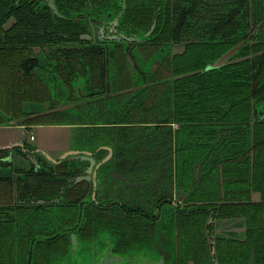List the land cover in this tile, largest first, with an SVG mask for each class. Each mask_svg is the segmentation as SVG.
<instances>
[{
	"label": "flooded vegetation",
	"instance_id": "flooded-vegetation-1",
	"mask_svg": "<svg viewBox=\"0 0 264 264\" xmlns=\"http://www.w3.org/2000/svg\"><path fill=\"white\" fill-rule=\"evenodd\" d=\"M178 1L0 0V264H264V0Z\"/></svg>",
	"mask_w": 264,
	"mask_h": 264
},
{
	"label": "trees",
	"instance_id": "trees-1",
	"mask_svg": "<svg viewBox=\"0 0 264 264\" xmlns=\"http://www.w3.org/2000/svg\"><path fill=\"white\" fill-rule=\"evenodd\" d=\"M186 1L187 0H179L178 3L184 4ZM189 1L192 2L193 0H189ZM198 1L200 0H195L194 3ZM240 1H244V0H240ZM28 18L29 17L25 15V20ZM20 37H21V42H24L25 44L32 42L33 39V38L26 39L24 34ZM14 39L15 38H13L12 40ZM197 45L198 47H202L205 44H197ZM255 48L258 50L263 49L264 41L258 43L255 46ZM27 49H28L27 47H24L21 51H19L17 48H13V47H0V100H2V103L6 106L7 110L13 109L16 115H19L22 112L25 113L27 111V108L25 107L26 102L28 101L33 102V95H31L33 90L32 88H30V75L28 73L25 74L23 72L24 64L19 63V58H20L19 56L24 57L27 54ZM260 53L261 52H257L256 55ZM259 56L264 57V52L263 55H259ZM246 63L248 62L245 60L241 61V64L243 65H245ZM191 65L193 67L196 66L195 64H191ZM258 74H259V81L263 85L261 93L264 94V60ZM245 85L244 87H247V85L246 86ZM257 122L264 123V120H259Z\"/></svg>",
	"mask_w": 264,
	"mask_h": 264
},
{
	"label": "water",
	"instance_id": "water-1",
	"mask_svg": "<svg viewBox=\"0 0 264 264\" xmlns=\"http://www.w3.org/2000/svg\"><path fill=\"white\" fill-rule=\"evenodd\" d=\"M235 51V49H232L231 51L229 50L228 52H226L225 54L222 55V57L217 60L215 63H212L210 66H215V67H218L220 66L224 59L227 58L229 55L233 54V52ZM15 120L13 121H10V123H14ZM15 128H17V130H14L12 127L8 126V122L7 123H4V124H0V131L3 129H6V130H14V131H17L19 133V137L15 140V141H12V142H6V143H0V149H5V148H10L12 147L13 145L15 144H20V143H23L24 139L26 138V136L29 135V133L27 134V131H25L24 129H22V127L19 126V124L17 123L16 125H14Z\"/></svg>",
	"mask_w": 264,
	"mask_h": 264
},
{
	"label": "crops",
	"instance_id": "crops-1",
	"mask_svg": "<svg viewBox=\"0 0 264 264\" xmlns=\"http://www.w3.org/2000/svg\"><path fill=\"white\" fill-rule=\"evenodd\" d=\"M49 130H44L45 135H47ZM44 132L42 131V133L44 134ZM19 137V133L17 131L14 130H6V129H2L0 131V143H6V142H12L15 141L17 138Z\"/></svg>",
	"mask_w": 264,
	"mask_h": 264
},
{
	"label": "rangeland",
	"instance_id": "rangeland-1",
	"mask_svg": "<svg viewBox=\"0 0 264 264\" xmlns=\"http://www.w3.org/2000/svg\"><path fill=\"white\" fill-rule=\"evenodd\" d=\"M77 259L82 260V256L77 255Z\"/></svg>",
	"mask_w": 264,
	"mask_h": 264
}]
</instances>
